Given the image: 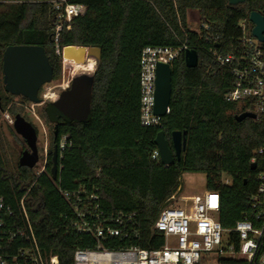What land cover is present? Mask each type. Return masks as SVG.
<instances>
[{"label": "trees", "instance_id": "obj_1", "mask_svg": "<svg viewBox=\"0 0 264 264\" xmlns=\"http://www.w3.org/2000/svg\"><path fill=\"white\" fill-rule=\"evenodd\" d=\"M62 0H0V67L6 47H44L54 78L61 75L64 46H96L101 59L95 69L91 114L86 121H52L45 108L52 134L45 170L16 164L12 169L0 153V199L15 213L19 225L24 218V200L30 222L42 251L57 254L60 264H74L77 248H95L97 240L78 232L71 224L73 210L62 191L85 187L100 196L107 217L135 213L140 238L129 244L156 248L163 244L154 223L167 200L181 188L185 173H204L206 190L221 197L219 219L230 228L254 210L250 196L258 188V172L251 167L254 152L264 143V115L236 119L245 107L228 102L232 74L220 66L212 51H234L244 30L252 27L250 14H264V0H246L231 5L229 0H68L86 6L84 14L61 21ZM188 10H198L208 29L191 30ZM245 22L246 27L241 23ZM252 29V28H251ZM57 46L60 53L57 52ZM147 47L179 50L172 61V95L169 112L158 123L144 125L141 111V58ZM196 50L198 65L190 68L185 51ZM41 90L39 91L40 95ZM4 111L21 110L0 79ZM54 124L58 126L55 139ZM164 131L173 150L172 133L186 132L180 158L163 165L153 158L155 138ZM67 137L64 148L60 140ZM58 145L57 177L52 178V155ZM226 179L229 182H226ZM8 226L13 218L5 217ZM111 242V243H109ZM119 240L103 241L118 247Z\"/></svg>", "mask_w": 264, "mask_h": 264}, {"label": "built area", "instance_id": "obj_2", "mask_svg": "<svg viewBox=\"0 0 264 264\" xmlns=\"http://www.w3.org/2000/svg\"><path fill=\"white\" fill-rule=\"evenodd\" d=\"M60 5L63 11L57 24L56 39L63 20L70 23L86 11L85 5L68 0H62L57 7ZM241 26L246 27L245 22ZM253 27L252 23L248 35L244 30L234 51L222 54L215 50L212 53L215 61L232 74L233 83L226 93V100L244 106L243 112H252L258 117L264 115V40L253 36ZM201 28L208 29L209 26L201 24ZM57 52L60 53L58 46ZM178 52L169 47L143 50L140 85L144 125L158 123V117L153 114L156 64L158 61L171 64ZM66 143L67 137L63 136L60 147L64 148ZM48 150V142H45L35 167L37 176L45 170ZM153 158H160L158 149ZM251 162L262 167L257 176V191L250 196L252 215L225 228L219 219L221 197L218 192L205 189L202 193L177 196V191L167 200L154 223V229L163 237L162 246L156 248L128 243L141 236L135 213L107 217L101 208L100 196L94 191L89 192L85 187L61 190L73 210L70 219L73 227L97 240L95 248L74 251V264H264V143L255 150ZM28 192L20 202L23 225L18 224L14 211L5 208L0 199V264H60L57 254L46 253L39 246L24 204ZM6 216L13 218L12 226L7 225ZM104 240H119L120 244L105 247Z\"/></svg>", "mask_w": 264, "mask_h": 264}, {"label": "water", "instance_id": "obj_3", "mask_svg": "<svg viewBox=\"0 0 264 264\" xmlns=\"http://www.w3.org/2000/svg\"><path fill=\"white\" fill-rule=\"evenodd\" d=\"M246 0H229L231 5L244 3ZM250 21L254 27L253 36L261 41L264 40V17L254 11L250 14ZM63 57L66 54H73L75 61H85L93 57L96 60V67L101 59V49L96 46H64L61 50ZM199 57L196 50L185 51V62L190 68L198 65ZM3 84L7 92L26 97L33 104L43 103L39 95L41 88L51 82L54 78L53 68L50 64L44 47L39 45H10L6 47L2 56ZM94 73L79 72L74 75L70 85L61 91L56 100L47 103L45 111L52 121L62 118L66 121H86L91 114L92 88ZM172 95V67L171 64L158 61L156 64L155 91L153 114L163 117L169 112ZM0 109L2 97L0 95ZM245 118H257L252 112H242L236 115L238 121ZM13 126L15 131L27 142L29 150H25L20 159L19 165L35 168L39 161L37 150V131L35 126L20 113L15 115ZM58 126L55 124L54 136L57 138ZM186 132L174 131L172 133L173 150L170 148L164 131H160L155 138V144L159 151L160 161L163 165H171L175 157L180 158L186 145ZM252 169L257 168L256 163L251 164ZM58 169V145L55 144L52 155V178L57 177Z\"/></svg>", "mask_w": 264, "mask_h": 264}, {"label": "rangeland", "instance_id": "obj_4", "mask_svg": "<svg viewBox=\"0 0 264 264\" xmlns=\"http://www.w3.org/2000/svg\"><path fill=\"white\" fill-rule=\"evenodd\" d=\"M188 26L191 30H200V13L198 10H188L187 12ZM249 24L251 23L248 22ZM251 25L245 31V35H248L251 31ZM62 56V54H61ZM84 68L83 61H75L73 54H66L62 56V68L61 75L57 79H53L51 82L45 84L41 88L40 97L43 102L52 101L51 96L61 93L62 90L67 88L76 72ZM0 79L3 82L2 67H0ZM12 103L19 107V111L11 114L7 111L0 109V153L3 155L8 165L12 168H16L18 159L20 156V149L22 146L21 136L15 131L13 121L15 115L20 113L28 121L37 126L40 132L39 141L41 153L43 152V146L45 142L50 145V139L52 134V124L47 122L44 108L45 105L33 104L32 102H24L20 97L12 99ZM42 166V163H39ZM206 188V175L204 173H185L182 177V185L178 190L177 196L193 195L202 193Z\"/></svg>", "mask_w": 264, "mask_h": 264}, {"label": "bare ground", "instance_id": "obj_5", "mask_svg": "<svg viewBox=\"0 0 264 264\" xmlns=\"http://www.w3.org/2000/svg\"><path fill=\"white\" fill-rule=\"evenodd\" d=\"M84 68L80 69V71L76 72H87V73H93L96 69V60L93 57L86 58L85 61H83ZM58 97L57 95H52L51 99L56 100Z\"/></svg>", "mask_w": 264, "mask_h": 264}, {"label": "flooded vegetation", "instance_id": "obj_6", "mask_svg": "<svg viewBox=\"0 0 264 264\" xmlns=\"http://www.w3.org/2000/svg\"><path fill=\"white\" fill-rule=\"evenodd\" d=\"M48 102H43L44 105H47ZM34 125V124H33ZM35 126V125H34ZM36 128V131H37V150H38V154H39V160L41 159V148H40V141H39V136H40V132H39V129L37 128V126H35ZM54 128H55V124H54ZM22 140V146H21V149H20V156H19V159L22 155V153L25 151V150H29V146L27 145V142L21 138ZM19 159H18V163H19ZM39 162V161H38ZM37 162V163H38Z\"/></svg>", "mask_w": 264, "mask_h": 264}]
</instances>
